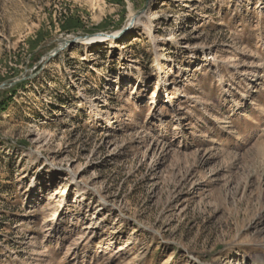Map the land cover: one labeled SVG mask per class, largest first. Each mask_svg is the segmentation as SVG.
I'll use <instances>...</instances> for the list:
<instances>
[{
  "label": "rangeland",
  "instance_id": "rangeland-1",
  "mask_svg": "<svg viewBox=\"0 0 264 264\" xmlns=\"http://www.w3.org/2000/svg\"><path fill=\"white\" fill-rule=\"evenodd\" d=\"M2 101L0 264H264V0H0Z\"/></svg>",
  "mask_w": 264,
  "mask_h": 264
},
{
  "label": "water",
  "instance_id": "water-1",
  "mask_svg": "<svg viewBox=\"0 0 264 264\" xmlns=\"http://www.w3.org/2000/svg\"><path fill=\"white\" fill-rule=\"evenodd\" d=\"M146 7L145 6L143 8V10L139 11L137 14L134 15L133 19L129 22V24L125 27H123L121 30H119L118 32H115V33H105V32H99V33H96V34H87L85 36H82V37H77V39H74L73 41L75 40H85V39H89L91 37H94V36H104V37H107L109 39H116V38H119L121 37L130 27L133 26V22L135 20V18H137L141 13H143L145 10H146ZM72 42V39L71 40H65V44L68 43V42Z\"/></svg>",
  "mask_w": 264,
  "mask_h": 264
},
{
  "label": "bare ground",
  "instance_id": "bare-ground-1",
  "mask_svg": "<svg viewBox=\"0 0 264 264\" xmlns=\"http://www.w3.org/2000/svg\"><path fill=\"white\" fill-rule=\"evenodd\" d=\"M133 16H134V14H133V12H132V14L130 15V17H129V19H128V23L133 19ZM137 23L135 22L134 23V26L136 25ZM135 39V38H134ZM103 41H108V42H110L112 45H116V43L117 42H115V41H112V40H110L109 38H107V37H103V36H94V37H92L91 39H89V40H87L85 43H95V42H103ZM111 45V46H112ZM122 45V44H121ZM123 46V45H122ZM174 72H171V75L173 74Z\"/></svg>",
  "mask_w": 264,
  "mask_h": 264
},
{
  "label": "trees",
  "instance_id": "trees-1",
  "mask_svg": "<svg viewBox=\"0 0 264 264\" xmlns=\"http://www.w3.org/2000/svg\"><path fill=\"white\" fill-rule=\"evenodd\" d=\"M4 104H5L4 101L0 102V108H2Z\"/></svg>",
  "mask_w": 264,
  "mask_h": 264
}]
</instances>
